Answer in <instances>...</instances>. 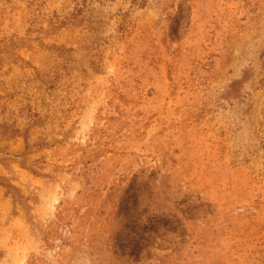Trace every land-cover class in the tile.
Returning <instances> with one entry per match:
<instances>
[{
    "label": "rangeland",
    "instance_id": "rangeland-1",
    "mask_svg": "<svg viewBox=\"0 0 264 264\" xmlns=\"http://www.w3.org/2000/svg\"><path fill=\"white\" fill-rule=\"evenodd\" d=\"M0 0V264H264V0Z\"/></svg>",
    "mask_w": 264,
    "mask_h": 264
},
{
    "label": "trees",
    "instance_id": "trees-1",
    "mask_svg": "<svg viewBox=\"0 0 264 264\" xmlns=\"http://www.w3.org/2000/svg\"><path fill=\"white\" fill-rule=\"evenodd\" d=\"M132 2L134 3V5L136 4V1L135 0H132Z\"/></svg>",
    "mask_w": 264,
    "mask_h": 264
}]
</instances>
